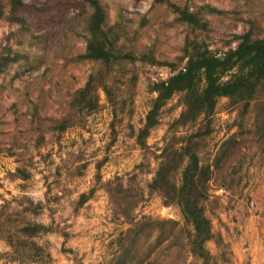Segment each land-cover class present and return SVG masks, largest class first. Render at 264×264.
Masks as SVG:
<instances>
[{
  "label": "rangeland",
  "instance_id": "obj_1",
  "mask_svg": "<svg viewBox=\"0 0 264 264\" xmlns=\"http://www.w3.org/2000/svg\"><path fill=\"white\" fill-rule=\"evenodd\" d=\"M101 1L119 45L147 55L145 62L126 67L129 74L120 79L124 97L130 99L126 87L132 76L136 88L133 113L116 119L102 90L95 113L76 116L71 108L75 93L99 72L97 62L82 58L83 0H21L14 14L12 1L0 0V55L19 57L0 76V214L11 221L13 233L29 220L49 231L34 239L51 258L29 264H108L122 257L136 232L147 233L137 222L172 220L183 226L180 208L166 204L150 184L165 147L184 144L201 130L209 131L201 140V158L216 166L207 206L215 239L207 247L218 264H264V87L245 112L244 104L222 98L210 128L203 118L195 126L179 125L184 107L176 95L146 145L136 139L156 96L151 86L184 69L194 41L224 56L248 31L264 37V0ZM178 7L200 14L206 26L181 21ZM63 118L69 119L65 127L59 123ZM231 138L238 145L223 156ZM160 231L153 227L151 243L161 239L155 248L144 247L146 260L158 254L162 264L175 259L202 264L186 245L166 249L171 234ZM8 233L0 231V264H19L10 259ZM145 242L140 237V246ZM142 259L131 264H145Z\"/></svg>",
  "mask_w": 264,
  "mask_h": 264
},
{
  "label": "trees",
  "instance_id": "obj_2",
  "mask_svg": "<svg viewBox=\"0 0 264 264\" xmlns=\"http://www.w3.org/2000/svg\"><path fill=\"white\" fill-rule=\"evenodd\" d=\"M11 1L10 12L14 14L23 4L21 0ZM83 3L87 7L85 18L87 46L82 58L97 62L99 72L91 73L85 86L75 93L71 108L76 116L95 113L100 106L99 90H102L112 108L113 117L116 119L128 116L129 113H133L136 77L132 76L127 81L126 88L130 91V99L120 93V79L129 74L126 67L134 65L139 60L145 62L147 55L139 56L134 50L119 45L113 27L108 24L109 15L101 0H83ZM178 8L181 21L193 27L206 26L200 14ZM2 15L0 12V16ZM8 16L12 22L20 21L16 15ZM238 40L237 47L230 49L224 56H219L207 46L194 41L184 69L151 86V92L156 96L152 99L146 121L136 136L142 147L146 145L151 132L159 125L163 109L176 95H181L184 107L177 120L181 126H195L203 118L207 128H210L222 98H228L236 104H244V112L250 107L251 102L264 87V37L256 38L252 31H248L239 36ZM18 60V56L1 54L0 76L11 63ZM152 60L156 63L155 59ZM231 72L233 73L226 79ZM68 121L69 119L63 118L59 123H63L62 126L65 127ZM208 134L209 131L201 130L185 137L184 144L175 141L166 146L158 156L160 161L150 184L153 191L163 196L166 204H174L180 208L184 225L179 227V224L172 220L146 219L147 223L144 220L137 222L136 226L144 225L148 228L147 233L141 230L136 232V240H132L131 244L124 248L122 257H116L115 262L111 260L108 264H131L140 258H143L142 262L145 261L146 259L141 256L144 254L142 252L144 247L151 248L161 239L158 235L154 237V243H151L153 227L160 229V233L170 232L171 242L166 249L172 251L175 247L184 249L187 246L190 255L202 264H218L207 247V244L215 239L207 206L211 201V179L215 175L216 166L210 162H203L199 152L201 140ZM236 145H238L236 139H229L222 147L223 156L231 155ZM88 198L87 195H83V202ZM30 204L33 202L30 201ZM4 217L1 213L0 231L9 232L4 239L11 248L10 259L13 262L29 264L37 260L36 257L42 261L51 258L46 247L37 244L34 239L49 232L44 224L29 220L18 225L13 233L12 230L9 231L11 221ZM142 236L146 237L148 243L140 246ZM157 256L158 254L153 255L145 264H162ZM170 264L182 263L181 260L175 259Z\"/></svg>",
  "mask_w": 264,
  "mask_h": 264
}]
</instances>
